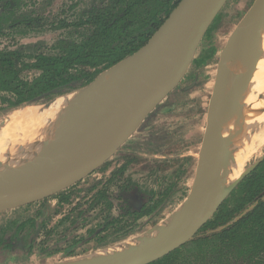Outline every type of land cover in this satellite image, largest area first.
Here are the masks:
<instances>
[{
  "label": "water",
  "instance_id": "water-1",
  "mask_svg": "<svg viewBox=\"0 0 264 264\" xmlns=\"http://www.w3.org/2000/svg\"><path fill=\"white\" fill-rule=\"evenodd\" d=\"M229 1L181 0L141 49L102 73L89 86L71 93L86 95L89 102L78 119L70 122L73 124L69 141L58 146L37 167L0 171V213L57 195L111 160L183 81L207 32ZM263 33L264 0H257L220 56L201 149L202 153L208 150L213 157L204 158L200 152L190 194L172 217L147 234L120 243L122 247L111 246L51 264H151L194 240L240 182L264 161L263 155L228 188L221 190L230 143L220 107L230 94L234 65L240 61L244 65L247 59L258 54ZM112 72L119 74L96 93L100 77ZM239 76L243 77L244 73ZM55 100L45 104V108ZM241 106L234 105L232 114H240ZM254 207L251 205L229 225Z\"/></svg>",
  "mask_w": 264,
  "mask_h": 264
},
{
  "label": "trees",
  "instance_id": "trees-1",
  "mask_svg": "<svg viewBox=\"0 0 264 264\" xmlns=\"http://www.w3.org/2000/svg\"><path fill=\"white\" fill-rule=\"evenodd\" d=\"M26 1L29 0H0V36H27L45 31L40 15L22 11ZM180 1L103 0L101 5L92 6L75 21L63 19L51 24L54 25L52 30L63 29L66 34L50 47L39 41L0 49V115L27 106L47 104L89 86L103 72L141 49ZM221 18L222 12L205 37L215 31ZM27 72L35 74L29 77ZM68 191L53 198L70 203ZM111 199L107 188H103L86 209L81 210L84 207L81 203L74 209L80 210L78 219H84L96 210L94 219L98 224L71 240L69 257L79 256L76 251L85 243L94 245L89 251L93 252L141 235L158 224L166 208V203L150 204L151 200L140 210L131 204L132 196L126 190L119 192L117 203ZM251 205L255 207L229 225ZM43 217L45 212L24 223L14 221L2 229L3 236L10 239L2 251L13 254L26 249L29 254L33 252L36 234L45 227ZM69 219L68 216L65 220ZM64 222L62 220L60 224ZM80 227L83 228L84 224L76 228ZM54 229L48 231L47 239L40 242L39 247L49 243ZM190 244L193 247L188 251ZM49 250L46 246L40 253L49 257L63 251L57 249L50 253ZM151 264H264V161L240 182L193 241Z\"/></svg>",
  "mask_w": 264,
  "mask_h": 264
},
{
  "label": "rangeland",
  "instance_id": "rangeland-1",
  "mask_svg": "<svg viewBox=\"0 0 264 264\" xmlns=\"http://www.w3.org/2000/svg\"><path fill=\"white\" fill-rule=\"evenodd\" d=\"M257 0H230L225 8L222 10V18L215 29L211 33L209 37H205L198 49L195 60L189 69L185 79L181 83L180 90L171 94L172 96L168 97L163 103V109L161 111L158 110L157 114H154L155 117L161 116L159 119V124L162 122H166V124L175 127V130H178L182 124H186L189 127V131H192V134L184 139V137H180L177 135V141L171 146H164L162 148V152L165 154H175L185 151L184 155H188L190 153V174L188 176L187 185L182 190H175L174 196L171 198L169 204L163 210V214L159 217V221L157 222L159 225H162L166 221H168L172 215L180 208V206L184 203L190 191L192 189V185L194 182L196 169L199 161V154L201 152L206 127H207V118L209 112L210 100L213 93V88L217 75V68L220 60L221 53L225 48L229 38L243 20L245 15L254 5ZM103 0H29L24 3L22 7V11L25 13H37L43 18L44 30L39 34H30L27 36L20 35H5L0 36V49L5 47H15L18 44H28L35 43L39 41L46 42L49 47L53 45L60 37L66 34L65 30H52V26L54 22L57 23L58 20H69L75 21L82 14L91 9L92 6L101 5ZM26 4V5H25ZM29 11V12H28ZM74 35L78 34L74 31ZM206 59L202 65H199V62L203 59ZM106 72V71H105ZM104 73V72H103ZM35 73L27 72L26 75L32 77ZM106 75V74H104ZM102 75L100 79L104 76ZM76 92V91H75ZM74 93V92H72ZM66 97V96H64ZM61 98V97H60ZM58 98V99H60ZM57 100V99H56ZM55 100V101H56ZM171 102L176 103L177 106L173 108L172 112H166V103ZM46 105H33L23 107L14 111H10L6 114L0 115V128L3 127L4 124H7L11 119H13L16 115L20 114L26 108H44ZM1 107V103H0ZM23 109V110H22ZM166 112V113H165ZM166 117V118H165ZM148 126V127H147ZM144 129L137 132L132 138L131 143L136 144L137 142H143L144 139H148L151 137V127L152 120H150L149 125H147ZM228 129V127H227ZM180 133V132H176ZM184 136L183 134H181ZM184 139V142H183ZM181 140V141H180ZM140 148L139 146L137 147ZM45 152H54L52 148L48 147L44 149ZM181 151V152H180ZM189 152V153H186ZM118 153V152H117ZM112 159H115L116 165H118V154ZM264 155V143L253 153H251L245 162H243L241 166V173L246 169L251 167L256 161H258ZM142 164H146L145 161H141ZM164 167H169L167 164H159V168L164 170ZM104 168L97 170L93 175L87 177L82 182L78 183L71 189H69V194L71 195L70 203L59 204L57 199L50 197L45 202L33 203L24 207L12 209L9 211H4L0 213V239L3 236V230L7 228V226L17 220H25L31 217H36L39 213H46L48 219L49 228L58 224V221L68 216L69 214L72 216L71 221H74L78 216V212L73 210L74 206L81 202L84 203L87 200H90L92 195L94 194V189L98 188V183L104 182ZM134 171V169H133ZM135 172V171H134ZM133 172V173H134ZM142 166L137 169L135 172V176H140L146 174ZM164 172V171H162ZM239 174L233 176V179H236ZM233 182V181H232ZM231 182V183H232ZM230 183V184H231ZM98 184V185H97ZM95 186V187H94ZM73 210V211H72ZM93 213L89 215L88 221L93 220ZM66 222L63 226H59L53 234L51 235V241L48 246L54 247V244L57 240H61L62 236H60L61 232H63L66 228L69 227V224L72 222ZM87 221V222H88ZM157 224V225H158ZM156 225V226H157ZM155 226V227H156ZM154 228V227H153ZM149 230H146L141 236L148 233ZM74 231V232H73ZM75 230L70 231L68 235L78 234L75 233ZM79 232V231H78ZM80 233V232H79ZM209 234H211L209 232ZM42 234L41 237H43ZM132 241V240H130ZM62 244V243H61ZM70 244V243H69ZM123 244V243H121ZM120 246V244L113 245ZM57 246V245H56ZM61 246V245H60ZM63 246L64 243H63ZM93 244H89L85 248L78 249L77 257H82L85 255L93 254L99 252L101 250L108 249L101 248L97 251L89 252L93 248ZM111 247V246H110ZM192 245H188V251L192 249ZM3 249V247L1 248ZM0 249V250H1ZM87 249L86 254H80ZM16 251L13 254L2 252L0 253V264H51L60 261H67L71 259H76L77 257H69L67 253H63L56 255L53 258L47 257L45 254L41 255V248L36 247L33 252L27 254V252ZM70 249L65 250L68 251Z\"/></svg>",
  "mask_w": 264,
  "mask_h": 264
},
{
  "label": "bare ground",
  "instance_id": "bare-ground-1",
  "mask_svg": "<svg viewBox=\"0 0 264 264\" xmlns=\"http://www.w3.org/2000/svg\"><path fill=\"white\" fill-rule=\"evenodd\" d=\"M233 73L230 94L220 107V116L230 143L221 190L239 178L243 162L264 143V33L258 54L247 59L244 65L241 61L237 62ZM243 73L244 76L240 77L239 74ZM118 74L112 72L99 79L96 93ZM88 102L86 95L71 94L57 99L47 108L22 109L20 114L0 128V171H25L51 157L54 152H45L44 149L50 147L56 150L69 141L70 126L73 124L70 122L78 119ZM238 103L242 105L241 113L234 115L232 108ZM201 156L213 157L206 149ZM237 174L239 176L233 179Z\"/></svg>",
  "mask_w": 264,
  "mask_h": 264
},
{
  "label": "flooded vegetation",
  "instance_id": "flooded-vegetation-1",
  "mask_svg": "<svg viewBox=\"0 0 264 264\" xmlns=\"http://www.w3.org/2000/svg\"><path fill=\"white\" fill-rule=\"evenodd\" d=\"M181 83L171 94L180 90ZM171 94L169 95L170 97L172 96ZM165 103H166L165 107L167 109L166 112H172L173 108H175L177 106V104L174 102L173 103L165 102ZM163 107L164 106H162V104L159 105L157 107V109L152 114H157L158 110L161 111V109H163ZM160 118H161V116H158V117H155L154 115L150 116L146 120L145 124H143L142 127L140 128V131H141L147 125H149L150 120H152V127H151L152 133H151V137L149 138V140L146 138L143 140V142H140V143L137 142L136 144H132L130 142L131 141V139H130L129 141H127L126 144H124L118 150V153H117L118 157H119V160H118L119 164L118 165H116L115 159H111V160L107 161L101 167V168H104V170H105L104 171V176H105L104 182L98 183L99 185L97 184L98 188L94 189V192H93L94 194L92 195L90 200H87L84 203L79 202V203L83 204V206H84L81 210L86 209L88 207V204H90L91 202L94 201V197H95L96 193L99 190H102L103 188H107L108 193L112 198L111 200L114 201L115 203L118 202L119 192L121 190L129 191V193L132 196V199L129 200L131 202V204H133L135 207L139 208L140 210H143L144 204L149 203L151 200L152 201L150 202V204H154V203H158V202H164V203H166L165 206H167L169 204L171 198L174 196L173 194L175 193V190H182L187 185L188 176L190 174V169H191V166H190L191 155L189 152H186V153H189L188 155H184L185 154L184 152L190 151L191 149L189 148V150H185L183 152L180 151L181 154L179 153L178 155L165 154L161 150L164 146L173 145L175 143V141H177V137H176L177 135H180L179 139L181 137H184V139H186L187 137L189 138V135L192 134V131L191 132L189 131V129H188L189 127H187L186 124H182V126H180L178 128V130H175L174 129L175 127L166 124V122H162L159 124ZM176 132H180V133L176 134ZM181 134H183L184 136H182ZM184 139H183V142H184ZM138 146L140 147L139 149L137 148ZM142 160L145 161L146 164H142L141 163ZM163 163L167 164L169 167H164V170L160 169L159 164H163ZM141 166L145 171H147L146 174H143L140 176H135V172ZM101 168H99V169H101ZM133 169L135 172L133 171ZM162 171H164V172H162ZM94 173H92L91 175H93ZM71 188H69V189H71ZM69 189H67V190H69ZM141 190H143L144 192H142V193L139 192ZM47 199H49V198H47ZM47 199L39 201V202H43V201L45 202ZM39 202H36V203H39ZM79 203H77L74 206L73 210L78 206ZM59 204H63V203H61L59 201ZM74 211L78 212V214H79L80 210L79 211L74 210ZM95 211L96 210H93L89 214H87L84 217L85 220L82 218L78 219V216H77L76 219L74 220L76 222L69 224V227L66 228L63 232H61L60 236H62V239L57 240V242L54 244V247L48 246V244L51 241V238H49L50 241L46 245L50 249L48 252L53 253L57 249H63V251L56 252L54 255L49 256L50 258H53L59 254L63 255V253H64V255H65V253H67V255H68V252H70V250H68L66 252H65V250L70 249L69 247L72 244L71 240H73V238L80 237V236L86 234V232L89 229L95 227L98 224V220H95V219L88 221L89 215L91 213H93V217L95 216V213H96ZM41 214H42V212H41ZM68 216L70 217V219L65 220L66 217H68ZM68 216L61 218L58 221V224L49 228L48 219H47V216L45 213V217H43V220H45V222H44L45 227L41 228L37 232L36 237H35V239L37 241H36L34 249L36 247H39L40 242L47 239L46 235H47L48 231H50L51 229H54V228H55L54 229V231H55L57 228H59V226H63L66 222H70L72 216L70 214ZM31 218H35V217H31ZM31 218L25 219L23 221L20 220V222L24 223ZM62 220H64L65 222L63 224H60L62 222ZM17 221H19V220H17ZM71 222H73V221H71ZM79 224H84V227L83 228H81V227L76 228L77 226H79ZM72 230H75L78 234L68 235V233H70V231H72ZM26 233L27 232L23 233V235ZM42 234H44L43 237H41ZM3 235H5V234L3 233ZM0 241H3L6 243V244L4 243L3 245H2V243H0V249L3 247V249L0 250V253H2L6 249L5 246H7L8 242H10L9 236H7V238L5 236L1 237ZM63 243L65 246H63ZM16 244H19V243L17 242ZM88 245H89V243H85L79 249L85 248ZM46 246L39 247V248L44 249ZM20 247L22 248V246H20ZM22 251L27 252V254H29L28 250H26V249L22 250ZM85 251H87V249H85L84 252ZM76 253H77V251H76ZM41 255H44V254H41Z\"/></svg>",
  "mask_w": 264,
  "mask_h": 264
}]
</instances>
